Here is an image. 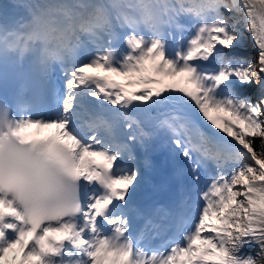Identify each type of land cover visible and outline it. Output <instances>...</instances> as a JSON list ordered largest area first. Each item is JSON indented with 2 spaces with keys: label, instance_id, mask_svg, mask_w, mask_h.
Instances as JSON below:
<instances>
[{
  "label": "snow or ice",
  "instance_id": "snow-or-ice-1",
  "mask_svg": "<svg viewBox=\"0 0 264 264\" xmlns=\"http://www.w3.org/2000/svg\"><path fill=\"white\" fill-rule=\"evenodd\" d=\"M197 3L174 48L184 24L117 30L63 64L46 115L0 104V264L264 259V0Z\"/></svg>",
  "mask_w": 264,
  "mask_h": 264
},
{
  "label": "clouds",
  "instance_id": "clouds-1",
  "mask_svg": "<svg viewBox=\"0 0 264 264\" xmlns=\"http://www.w3.org/2000/svg\"><path fill=\"white\" fill-rule=\"evenodd\" d=\"M194 7L193 0H32L20 29H0V53L32 55L41 66L67 64L117 30L163 41L183 18L199 19Z\"/></svg>",
  "mask_w": 264,
  "mask_h": 264
},
{
  "label": "trees",
  "instance_id": "trees-1",
  "mask_svg": "<svg viewBox=\"0 0 264 264\" xmlns=\"http://www.w3.org/2000/svg\"><path fill=\"white\" fill-rule=\"evenodd\" d=\"M227 14V13H226ZM246 36H248V33H246ZM248 43L250 44V39H249V36H248ZM239 54L241 55H248L250 53H252L254 51L253 48L249 47V46H246V47H243V48H240V51L237 50ZM243 51V52H242ZM256 91V90H255ZM256 145H257V149L259 147V140H256L255 141ZM245 252H248V253H255L256 252V246L255 245H250V246H247L245 249H244Z\"/></svg>",
  "mask_w": 264,
  "mask_h": 264
},
{
  "label": "bare ground",
  "instance_id": "bare-ground-1",
  "mask_svg": "<svg viewBox=\"0 0 264 264\" xmlns=\"http://www.w3.org/2000/svg\"><path fill=\"white\" fill-rule=\"evenodd\" d=\"M18 0H0V20L3 15V11L9 7V5L16 3ZM26 1V0H21ZM179 79V78H177Z\"/></svg>",
  "mask_w": 264,
  "mask_h": 264
},
{
  "label": "rangeland",
  "instance_id": "rangeland-1",
  "mask_svg": "<svg viewBox=\"0 0 264 264\" xmlns=\"http://www.w3.org/2000/svg\"><path fill=\"white\" fill-rule=\"evenodd\" d=\"M182 22H184L185 25H186L185 29H191V26H192L193 22H192V20L190 18H183ZM248 36H249V39H250V34H248ZM250 43H251V41H250ZM246 94L254 96L256 94V91H255V89H249Z\"/></svg>",
  "mask_w": 264,
  "mask_h": 264
}]
</instances>
